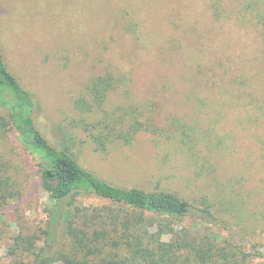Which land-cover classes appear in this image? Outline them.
Segmentation results:
<instances>
[{
    "label": "rangeland",
    "instance_id": "rangeland-1",
    "mask_svg": "<svg viewBox=\"0 0 264 264\" xmlns=\"http://www.w3.org/2000/svg\"><path fill=\"white\" fill-rule=\"evenodd\" d=\"M0 49L57 147L114 184L208 201L211 223L162 217V229L208 226L264 264V0H0ZM125 76L108 111L146 122L130 144L95 149L75 102L97 75ZM0 255L45 226L50 199L17 133L0 129ZM81 206L110 204L84 193Z\"/></svg>",
    "mask_w": 264,
    "mask_h": 264
},
{
    "label": "trees",
    "instance_id": "trees-1",
    "mask_svg": "<svg viewBox=\"0 0 264 264\" xmlns=\"http://www.w3.org/2000/svg\"><path fill=\"white\" fill-rule=\"evenodd\" d=\"M126 82L125 76L112 72L97 75L75 102L86 113L102 112L84 122L98 151L114 143L130 144L146 127L136 120L134 109L104 108L108 94ZM37 111L33 94L10 71L0 49V129L17 133L50 199L45 226L16 235L9 260L0 255V264H252L254 253L223 241L207 225L198 231L185 222L168 229L159 225L164 216L211 223L208 201L196 204L169 191L127 188L99 177L68 147L50 142L36 124ZM10 188L8 177L0 179V202L15 198ZM84 193L110 204L81 206L78 200ZM2 239L0 232V245Z\"/></svg>",
    "mask_w": 264,
    "mask_h": 264
}]
</instances>
